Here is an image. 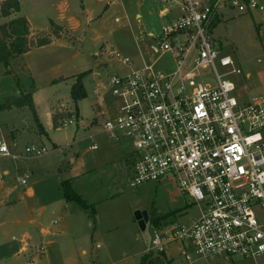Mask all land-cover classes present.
Wrapping results in <instances>:
<instances>
[{
    "label": "rangeland",
    "instance_id": "1",
    "mask_svg": "<svg viewBox=\"0 0 264 264\" xmlns=\"http://www.w3.org/2000/svg\"><path fill=\"white\" fill-rule=\"evenodd\" d=\"M19 1L18 14L28 20L33 38L50 33L52 23L61 27L59 39L14 58L9 70L0 64V104L18 93V85L35 92L36 113L48 133L33 137L29 123L34 122L26 108L0 111V129L18 128L15 141L6 142L15 156L0 157V264H139L151 245L149 216L164 215L163 224H185L199 210L167 179L130 188L132 147L126 140H108L101 122L118 105L109 77L128 71L114 52L129 55L137 66L174 68L168 55L161 57L152 48L162 27L179 14V0ZM254 1L262 10L240 12L221 0L219 21L211 29L222 54L232 57L241 71L230 77L236 86L232 95L241 103L264 96V0ZM164 7L168 11L160 15ZM69 16L74 21L66 20ZM77 73H83L86 96L75 105L70 86ZM200 73L199 80L213 83V72ZM60 77L65 79L58 81ZM47 111L54 112L55 127L46 123ZM65 119L71 123L61 126ZM30 144H40L46 152L30 156L24 152ZM93 144L96 149H89ZM65 179L88 210L63 199L60 182ZM137 211L148 214L144 230L134 218ZM181 248L178 241L170 243L163 264L183 262ZM192 264H264V254Z\"/></svg>",
    "mask_w": 264,
    "mask_h": 264
},
{
    "label": "built area",
    "instance_id": "2",
    "mask_svg": "<svg viewBox=\"0 0 264 264\" xmlns=\"http://www.w3.org/2000/svg\"><path fill=\"white\" fill-rule=\"evenodd\" d=\"M220 1L179 0V16L162 27L152 48L174 62L170 71L134 67L131 57L114 52L128 71L109 77L118 105L101 122L108 140L132 147L130 188L167 179L197 206L190 223L152 230L148 250L164 253L178 241V264L264 254V96L241 103L232 95L230 77L241 71L211 32ZM224 1L240 12L262 10L254 0ZM204 70L213 72V83L199 80ZM24 152L38 157L46 149L30 144ZM1 156L14 157L3 137Z\"/></svg>",
    "mask_w": 264,
    "mask_h": 264
},
{
    "label": "trees",
    "instance_id": "3",
    "mask_svg": "<svg viewBox=\"0 0 264 264\" xmlns=\"http://www.w3.org/2000/svg\"><path fill=\"white\" fill-rule=\"evenodd\" d=\"M20 1L19 0H2L0 1V18L5 19L0 22V64L8 67L10 60L22 55L35 47L47 45L51 41V37L59 38L58 29L60 27L55 23L51 24L50 33L44 36H30L29 23L25 16L19 15ZM219 21L216 17L212 23V27ZM83 73L76 75L74 82L70 87V97L76 105L77 101L83 99L86 94L81 83ZM19 89V86H18ZM26 107L31 112V115L36 123V130L39 134H44V129L37 119L34 109V104L30 92H21L19 90L17 96L6 97L5 101L0 104V111L9 110L11 108ZM60 188L63 194V199L66 202H75L82 209L88 210L89 205L78 195L71 187L70 179L61 180ZM150 222L154 227H161L165 222V216L154 214L149 216ZM163 252L153 255L151 251L142 254L139 264H163L166 260ZM166 263H170L167 260Z\"/></svg>",
    "mask_w": 264,
    "mask_h": 264
},
{
    "label": "crops",
    "instance_id": "4",
    "mask_svg": "<svg viewBox=\"0 0 264 264\" xmlns=\"http://www.w3.org/2000/svg\"><path fill=\"white\" fill-rule=\"evenodd\" d=\"M84 10H85V7H83V10H82V12L84 13ZM167 11H168V9L167 8H162L160 11H159V13H160V15H165L166 13H167ZM91 13V11L90 10H88V12H87V14L86 15H88V14H90ZM179 14H180V12H179ZM179 14L176 16V18L179 16ZM218 17V16H217ZM5 20V19H4ZM3 20V21H4ZM66 20H68V21H70V22H72V21H74V19H73V17H71V16H69V17H67L66 18ZM67 21V22H68ZM60 24H58V26H59ZM59 27H61V26H59ZM59 30L60 29H58V34H59V38H60V32H59ZM30 36H32V34L30 33ZM59 38H55L54 36H52L51 37V41H50V43L49 44H51L52 42H53V39H59ZM49 44H47V45H44V46H41V47H35V48H43V47H45V46H48ZM32 49H34V48H32ZM32 49H30L29 51H27L26 53H24V54H22V55H19V56H17V57H25V56H27L31 51H32ZM106 50H109V47H106ZM129 56V55H128ZM130 57V56H129ZM16 58V57H15ZM14 59V58H13ZM12 59V60H13ZM132 59V58H131ZM12 60H10V62L12 61ZM133 61V60H132ZM9 62V63H10ZM133 65H134V62H133ZM142 66V65H141ZM141 66H137V65H134V67H141ZM9 68V66L7 67V70H9L8 69ZM77 74H79V73H77ZM76 74V75H77ZM76 75L74 76V80H75V78H76ZM65 78L64 77H60L59 79H58V81H61V80H64ZM74 80H73V82H74ZM72 82V83H73ZM72 85V84H71ZM19 86V85H18ZM71 87V86H70ZM19 90L21 91V92H30L31 93V96H32V100H33V104H34V109H35V105H36V93L35 92H31V91H25V90H22L21 88H20V86H19V89H18V92H19ZM18 95V93L15 95V96H17ZM9 97H13V96H9ZM26 107H21V108H11V109H19V110H21V109H25ZM11 109H9V110H11ZM26 109H28V108H26ZM29 110V109H28ZM3 111V110H2ZM53 111H54V109H53ZM53 111H47L46 112V115H45V117H46V123L47 124H50L52 127H55L57 124H56V122H55V120H54V118H53ZM30 112V111H29ZM35 112H36V109H35ZM30 115H31V112H30ZM36 115H37V113H36ZM31 117H32V115H31ZM33 118V117H32ZM37 119H38V121H39V116L37 115ZM26 122L28 121V119H26L25 120ZM33 124H31V123H29L30 125H29V127H30V129L32 130V135H33V137H35L36 136V139L37 138H41V135H43V134H39V132L36 130V123H35V121H34V119H33ZM40 122V121H39ZM41 124V123H40ZM41 126L43 127V125L41 124ZM44 129V134L45 135H47L48 133H47V131H46V129L45 128H43ZM17 130H18V128H15V127H11V128H7L6 130L5 129H0V137H3V139L4 140H6L5 142H13V141H15V137H16V135L18 134V132H17ZM15 143H13V145H14ZM33 145H37V144H33ZM40 145V144H39ZM42 146V145H41ZM12 154V153H11ZM12 155H14V154H12ZM15 156V155H14ZM13 157V156H12ZM2 173L3 174H6L7 173V171L6 170H2Z\"/></svg>",
    "mask_w": 264,
    "mask_h": 264
},
{
    "label": "water",
    "instance_id": "5",
    "mask_svg": "<svg viewBox=\"0 0 264 264\" xmlns=\"http://www.w3.org/2000/svg\"><path fill=\"white\" fill-rule=\"evenodd\" d=\"M134 218H135L139 228L141 230H144L145 224L148 222V214H147V212L146 211H141V212L137 211L134 214Z\"/></svg>",
    "mask_w": 264,
    "mask_h": 264
}]
</instances>
